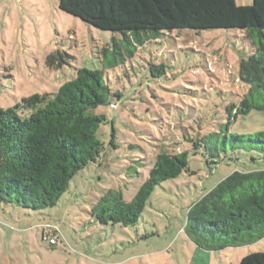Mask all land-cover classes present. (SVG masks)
Returning a JSON list of instances; mask_svg holds the SVG:
<instances>
[{"label":"rangeland","instance_id":"rangeland-1","mask_svg":"<svg viewBox=\"0 0 264 264\" xmlns=\"http://www.w3.org/2000/svg\"><path fill=\"white\" fill-rule=\"evenodd\" d=\"M245 2L252 0H235ZM121 38L60 10L56 0H0V107L54 91L79 67L104 69L111 91L120 94L109 98L115 108H95L106 117L97 132L104 150L73 176L56 205L35 211L0 204V264H238L264 251V236L204 249L185 230L191 204L242 166L234 160L209 166L187 140L223 127L225 107L245 92L238 61L251 51L240 30L141 32L134 56L110 68L107 51ZM51 53H59V66L46 63ZM160 62L166 72L154 77L150 64ZM229 131H264V110L238 115ZM159 149L188 150L189 171L157 185L135 225L95 220L91 206L109 188L131 199ZM47 222L57 227L54 245L41 238Z\"/></svg>","mask_w":264,"mask_h":264},{"label":"trees","instance_id":"trees-1","mask_svg":"<svg viewBox=\"0 0 264 264\" xmlns=\"http://www.w3.org/2000/svg\"><path fill=\"white\" fill-rule=\"evenodd\" d=\"M57 7L104 30L117 31L106 63L112 68L130 60L141 32L154 36L180 29H239L251 53L238 61V80L245 92L225 107L223 127L187 138L191 151L209 166L237 161L242 166L225 175L188 208L185 230L204 249L246 244L264 236V131H229L238 115L264 110V0L236 4L235 0H56ZM106 50H108L106 52ZM59 53L46 58L60 65ZM154 77L166 64H150ZM104 79V69L79 67L75 75L52 92L33 93L7 108L0 107V204L41 211L56 205L73 176L96 162L104 150L97 132L106 122L96 107L116 104ZM111 107V106H110ZM112 107V108H115ZM110 142L114 144V130ZM188 150L156 151L131 199L109 188L91 206L100 223L132 226L138 222L154 188L188 169ZM138 173V172H136ZM57 231L55 224L47 222ZM55 236V235H54ZM43 239V233L41 232ZM44 240V239H43ZM57 241V240H56ZM50 244V243H49ZM56 244V242H55ZM54 245V244H50ZM238 264H264V251L244 255Z\"/></svg>","mask_w":264,"mask_h":264},{"label":"built area","instance_id":"built-area-1","mask_svg":"<svg viewBox=\"0 0 264 264\" xmlns=\"http://www.w3.org/2000/svg\"><path fill=\"white\" fill-rule=\"evenodd\" d=\"M111 107H115L114 104H110ZM47 228L49 229H44L43 230V239L47 240L50 244H55L56 242V237L52 235V230H55V228H51L49 224L46 225Z\"/></svg>","mask_w":264,"mask_h":264},{"label":"crops","instance_id":"crops-1","mask_svg":"<svg viewBox=\"0 0 264 264\" xmlns=\"http://www.w3.org/2000/svg\"><path fill=\"white\" fill-rule=\"evenodd\" d=\"M240 4H242V5H243V4H249V3H248V2H245V3H240Z\"/></svg>","mask_w":264,"mask_h":264}]
</instances>
